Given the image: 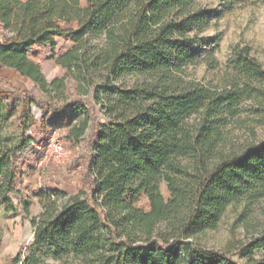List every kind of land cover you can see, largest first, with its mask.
<instances>
[{"label":"trees","instance_id":"trees-1","mask_svg":"<svg viewBox=\"0 0 264 264\" xmlns=\"http://www.w3.org/2000/svg\"><path fill=\"white\" fill-rule=\"evenodd\" d=\"M222 16L200 0H0V68L49 97L10 104L0 91V210H16L33 128L62 120L80 139L92 125V104L54 103L68 78L93 91L107 119L95 125L83 187L35 193L43 211L15 264H264V231L233 252L201 245L230 208L243 205L246 220L264 198V138L236 147L227 130L249 110L264 129V67L236 45L222 86L187 79L202 57L199 34ZM58 39L75 47L56 60L65 75L49 82L33 50L54 54ZM128 76L141 80L124 87Z\"/></svg>","mask_w":264,"mask_h":264},{"label":"rangeland","instance_id":"rangeland-1","mask_svg":"<svg viewBox=\"0 0 264 264\" xmlns=\"http://www.w3.org/2000/svg\"><path fill=\"white\" fill-rule=\"evenodd\" d=\"M200 4L216 13H222L223 16L213 19L210 26L199 34L198 46L202 57L198 65L187 68L188 80L205 86H222L225 83L227 62L231 57L232 48L236 45L249 47L252 56L264 67V0H200ZM2 40L3 33L0 29V42ZM74 47V44L58 39L54 54L49 47L38 48L33 54L49 82L65 75L66 71L56 63V60ZM207 56L213 59L214 69L208 60L206 61ZM0 74V88L9 95L10 104L18 103L22 95L27 93L41 101L49 99L35 84L21 78L20 75L12 71H0ZM100 80L97 78L95 82H102ZM140 80V77L128 76L123 78L120 84L131 87ZM53 101L57 106L65 101L92 104L94 120L80 139L74 138L70 127H62V120L55 121L54 126L48 129L36 126L30 132L35 137L37 146L26 152L21 167L23 173L17 183V189L22 195L13 196L15 212L0 210V264H15L14 260L18 255L24 258L29 253L28 247L34 237L31 221L43 211L42 203L35 197V193L59 189L73 195L83 187L85 165L92 153L90 141L95 125L107 123L101 105L94 102L93 91L91 90L87 96L84 95L79 84L72 78L67 79L66 88L61 92L60 98L55 97ZM31 109L40 123L41 111L35 106ZM255 118V114L249 110L229 120L227 130L230 132L232 144L238 147L248 142L263 140L264 129L257 124ZM51 140L58 146L57 148L49 149L48 144ZM162 194L165 198L169 197L165 184L162 186ZM141 206H147L146 199L142 200ZM243 209V205L230 208L219 229L203 236L202 247L220 252H233L238 243H246L261 234L264 231V198L253 207L246 220L241 218ZM44 264L58 262L47 258Z\"/></svg>","mask_w":264,"mask_h":264},{"label":"crops","instance_id":"crops-1","mask_svg":"<svg viewBox=\"0 0 264 264\" xmlns=\"http://www.w3.org/2000/svg\"><path fill=\"white\" fill-rule=\"evenodd\" d=\"M38 48H40V47H36V48L33 50V52L35 53V52L37 51ZM34 60H35L36 62L39 63V61L36 60L35 58H34ZM0 71H12V72L16 73V72L13 71L12 69L4 68V67L0 68ZM16 74L19 75L18 73H16ZM0 75H1V74H0ZM20 77L23 78V79H26L27 81H29V82H31V83H33L31 80H29V79L26 78V77H22L21 75H20ZM33 84H34V83H33ZM0 91H1V88H0Z\"/></svg>","mask_w":264,"mask_h":264},{"label":"built area","instance_id":"built-area-1","mask_svg":"<svg viewBox=\"0 0 264 264\" xmlns=\"http://www.w3.org/2000/svg\"><path fill=\"white\" fill-rule=\"evenodd\" d=\"M48 147H49V149H50V148H53V147L57 148L58 146L55 145V144H53V141L51 140V141L49 142V144H48ZM93 154L95 155V152H93Z\"/></svg>","mask_w":264,"mask_h":264}]
</instances>
